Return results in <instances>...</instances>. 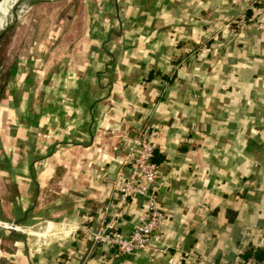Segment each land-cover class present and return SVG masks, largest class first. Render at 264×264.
Masks as SVG:
<instances>
[{
	"label": "crops",
	"instance_id": "crops-1",
	"mask_svg": "<svg viewBox=\"0 0 264 264\" xmlns=\"http://www.w3.org/2000/svg\"><path fill=\"white\" fill-rule=\"evenodd\" d=\"M35 16L0 98V220L22 229L0 232V264L264 257V4L70 0ZM154 126L165 251L94 244L139 222L143 198L118 208L116 179Z\"/></svg>",
	"mask_w": 264,
	"mask_h": 264
},
{
	"label": "built area",
	"instance_id": "built-area-1",
	"mask_svg": "<svg viewBox=\"0 0 264 264\" xmlns=\"http://www.w3.org/2000/svg\"><path fill=\"white\" fill-rule=\"evenodd\" d=\"M253 1L264 4V0ZM239 24H242V20ZM256 27L264 31V21L258 22ZM159 135V129L154 126L133 137L126 155L121 160L128 171L125 173L121 170L117 173L116 204L118 208H123L129 199L141 196L143 212L139 222L127 236L122 235L113 222L99 226L90 233V240L94 244L105 245L121 254L140 252L151 255L165 251L167 246L162 234L165 216L154 193L159 172L153 154ZM0 228L6 231L22 230L15 223L1 220ZM233 264H264V257L262 259L248 257Z\"/></svg>",
	"mask_w": 264,
	"mask_h": 264
},
{
	"label": "rangeland",
	"instance_id": "rangeland-1",
	"mask_svg": "<svg viewBox=\"0 0 264 264\" xmlns=\"http://www.w3.org/2000/svg\"><path fill=\"white\" fill-rule=\"evenodd\" d=\"M69 4L70 0H24L23 7L16 15L4 21L8 24L2 29L0 27V89L8 77L11 63L18 61L26 53L27 43L33 35L36 13L41 10L47 13L55 7L66 9ZM3 94L4 90L1 91L0 98ZM4 231L6 230L0 228L1 233ZM15 232L20 233V231Z\"/></svg>",
	"mask_w": 264,
	"mask_h": 264
},
{
	"label": "bare ground",
	"instance_id": "bare-ground-1",
	"mask_svg": "<svg viewBox=\"0 0 264 264\" xmlns=\"http://www.w3.org/2000/svg\"><path fill=\"white\" fill-rule=\"evenodd\" d=\"M24 0H0V27L7 24L4 21L10 20L23 7ZM0 29V30H1Z\"/></svg>",
	"mask_w": 264,
	"mask_h": 264
},
{
	"label": "trees",
	"instance_id": "trees-1",
	"mask_svg": "<svg viewBox=\"0 0 264 264\" xmlns=\"http://www.w3.org/2000/svg\"><path fill=\"white\" fill-rule=\"evenodd\" d=\"M13 70H11L9 73H11ZM5 86H6V83L4 82V85L2 86V89H0V95H1V91L2 90H4V88H5ZM10 90H11V92L14 90V87L13 88H9ZM247 257H244V259H246ZM263 258V257H262ZM262 258H260V259H262ZM255 259H258V258H255Z\"/></svg>",
	"mask_w": 264,
	"mask_h": 264
}]
</instances>
